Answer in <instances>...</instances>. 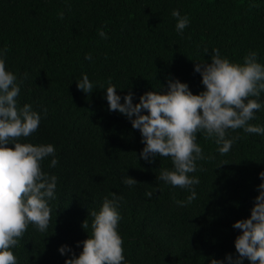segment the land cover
Segmentation results:
<instances>
[{
  "label": "trees",
  "instance_id": "obj_1",
  "mask_svg": "<svg viewBox=\"0 0 264 264\" xmlns=\"http://www.w3.org/2000/svg\"><path fill=\"white\" fill-rule=\"evenodd\" d=\"M174 9L190 19L182 35ZM3 48L7 68L23 81L18 104L41 114L37 131L20 142L51 143L58 159L54 168L51 157L42 164L58 178L52 222L43 233L29 225L13 249L18 264H64L71 257L58 248L65 244L78 256L76 242L91 235V213L111 193L123 198L118 232L128 264H210L238 255L234 241L241 230L232 224L250 215L258 195L264 135L229 130L240 139L222 155L214 138L198 133L206 159L190 174L200 180L197 197L179 207L188 190L159 180L161 169H172L171 158H139V130L109 111L104 90L111 82L121 102L132 92L135 104L146 92H166L168 80L176 79L199 94L204 86L194 64L210 63L214 48L237 63L256 51L264 64V0H0ZM82 74L96 85L87 95L76 87ZM250 123L264 125V109ZM123 175L138 184L129 188Z\"/></svg>",
  "mask_w": 264,
  "mask_h": 264
},
{
  "label": "clouds",
  "instance_id": "obj_2",
  "mask_svg": "<svg viewBox=\"0 0 264 264\" xmlns=\"http://www.w3.org/2000/svg\"><path fill=\"white\" fill-rule=\"evenodd\" d=\"M172 16L176 20L175 31L182 35L190 24L188 15L174 9ZM98 34L107 38L102 30ZM6 52L7 48L0 49V264H18L13 249L29 225L43 233L52 222L50 201L56 199L58 178L43 171L42 164L51 157L49 167L54 168L58 159L51 143L20 142L37 131L41 114L31 104H18L23 81L7 68ZM85 59L92 57L86 55ZM194 71L200 74L204 86L199 94H193L186 83L176 79L168 80L166 92H146L135 104L132 92L124 95L121 102L116 91L119 88L111 82L104 90L109 111L124 115L132 128L139 130L144 144L139 158L149 163L158 156L171 158L172 169H161L159 180L188 190L190 194L185 200L176 201L179 207H187L197 197L194 186L200 180L190 174L197 171V161L206 159L197 143L198 133L214 138L222 155L229 153L240 139L239 135L229 137V130L264 135V125L250 123L256 119V112L264 109V102L259 100L264 92V64L258 62L256 51L249 52L242 63H237L214 48L210 63L197 61ZM76 87L87 95L96 85L87 74H82ZM258 176L261 183L256 186L258 195L254 197L250 215L232 224L234 229L241 230L234 241L238 255L226 254L224 259H211L210 264H243L245 259L249 264H264V171ZM123 183L129 188L138 184L127 175H123ZM145 195L151 198L153 192ZM110 196L91 213V235L76 242L78 247L82 245L80 254H73L66 244L58 248L61 255L71 257L64 264H128L118 232L123 198L115 193ZM82 227L89 225L84 221Z\"/></svg>",
  "mask_w": 264,
  "mask_h": 264
}]
</instances>
